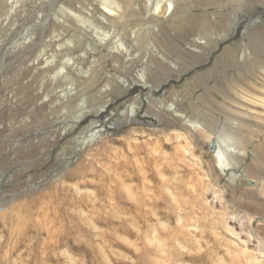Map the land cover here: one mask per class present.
I'll list each match as a JSON object with an SVG mask.
<instances>
[{
	"label": "rangeland",
	"instance_id": "1",
	"mask_svg": "<svg viewBox=\"0 0 264 264\" xmlns=\"http://www.w3.org/2000/svg\"><path fill=\"white\" fill-rule=\"evenodd\" d=\"M98 8L0 0V264H264V0L192 5L205 26L161 42L165 58L131 18L110 31L127 65L65 12L96 23Z\"/></svg>",
	"mask_w": 264,
	"mask_h": 264
},
{
	"label": "bare ground",
	"instance_id": "2",
	"mask_svg": "<svg viewBox=\"0 0 264 264\" xmlns=\"http://www.w3.org/2000/svg\"><path fill=\"white\" fill-rule=\"evenodd\" d=\"M96 1L99 5L97 12L98 16H96V23L89 19L90 17L85 18L76 13L78 12L77 9L74 11H69V9H66V15L74 20V26L79 27L83 34H86L88 32L87 30H89V34L94 37L99 46L102 48H107L108 56L117 57L118 59H120L123 65L131 63L132 57L134 56L131 54L128 48L124 46V41L121 42L119 39H115L114 33H110V31H112L117 25H123L122 29L128 30V21H130L131 18L140 17L143 21H140V24H137V26H131V28L128 30L129 38L133 41H138L140 40L141 33L147 31L149 37H146L147 39L144 38L147 40L145 43L151 48H156L157 53L160 54L163 58H165L166 56H164L161 50L158 49V47L161 45V42L165 44L164 50L166 51L174 40L173 38L179 36V34H188V32L190 31L189 29L199 30L200 28L205 26L204 19L202 20L198 18L199 15H191L186 13L185 11L188 8L192 7V5L201 4V1L204 2L206 0H159L157 1L154 9H150L149 5H146V2H144V7L142 6L141 8L138 5L139 0ZM67 24L68 22L64 20L63 26L68 27ZM144 25H148L147 28H145ZM168 27L170 28L168 29ZM186 40L187 42H184L183 47L185 51L191 52L194 51L193 49L198 48V46L201 45L202 38L194 39L191 42H189L188 38ZM48 64L49 62H47V60H37V62L32 66L36 69H41L39 68V66H47ZM74 67L76 71H80L78 66ZM85 73H89L88 70ZM136 82L137 85H133V87L131 88V84L128 85L126 84V81H122L121 88H131L132 95L135 97H139L142 92L147 90L148 86L144 67L139 69V71L137 72ZM87 90L90 92L93 89H91V87H88ZM74 91H76L75 88H69L68 90H66L65 95H69ZM176 112L177 111L174 110L173 114H176ZM192 125L196 130L202 131L204 132V134L207 133V126H205L204 124L195 122L192 123ZM105 131H107L105 126L101 125L92 130V137L95 136L94 138H99ZM239 137L242 136L239 135ZM224 138L227 139L222 142H216L212 146L217 169L222 174L226 173L227 167L231 164L230 159H228V154L229 151H231L230 149H236L237 143L235 144V141L238 139V137ZM257 183L255 184L254 182L253 184L259 186L258 181ZM260 222L264 223V218H260Z\"/></svg>",
	"mask_w": 264,
	"mask_h": 264
}]
</instances>
